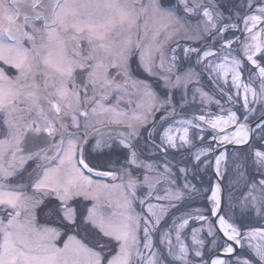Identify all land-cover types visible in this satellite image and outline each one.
Segmentation results:
<instances>
[{
	"label": "snow or ice",
	"instance_id": "snow-or-ice-1",
	"mask_svg": "<svg viewBox=\"0 0 264 264\" xmlns=\"http://www.w3.org/2000/svg\"><path fill=\"white\" fill-rule=\"evenodd\" d=\"M244 9L0 0V64L16 71L0 67V264H264V228L231 218L221 183L209 185L206 209L187 204L204 193L189 177L211 170L223 180L229 156L216 148L235 145L234 170L250 158L257 174L240 206L264 216V0ZM134 58L163 94L133 75ZM200 66L227 86L230 107L199 86ZM189 85L218 113L177 116L173 96L183 100ZM39 134L45 146L30 151ZM114 149L122 156L97 162ZM180 149L188 162L173 165L168 154ZM30 159L37 166L21 179ZM42 211L62 227L41 223ZM245 242L249 255H236Z\"/></svg>",
	"mask_w": 264,
	"mask_h": 264
},
{
	"label": "rangeland",
	"instance_id": "rangeland-1",
	"mask_svg": "<svg viewBox=\"0 0 264 264\" xmlns=\"http://www.w3.org/2000/svg\"><path fill=\"white\" fill-rule=\"evenodd\" d=\"M218 4L220 7V10L225 14V16H229L231 14H234L237 10H242L246 11L244 9V0H218ZM181 43H184L183 41ZM138 64V63H137ZM202 66L197 68V71H201ZM139 71H143L140 67L138 69ZM138 75V74H137ZM142 80H145L149 84L152 85L153 88L158 93L163 94V89L161 88V82L153 79L152 77L148 76L146 73L144 74V77L142 78L141 76H136ZM215 86H214V85ZM220 84L219 81H215L213 75L208 71V70H203L201 71L200 74V87L207 93H209L211 96H213L215 99L220 100L221 104L224 105L225 108L230 107V105L227 103L224 95L220 91V87L218 86ZM224 87V91L227 92V86H222ZM189 93L187 96H185L182 100L181 98V93L176 92L175 95L173 96V103L177 105V116H187L191 118L193 115H199L201 112H204L205 114L207 112H212L213 114L218 113V108L215 104L207 105V104H202L201 100L199 98V93L196 92L195 90V85H189ZM230 95V93H229ZM193 96H195V100L193 101ZM184 104L185 107L181 109L179 106L181 104ZM159 116V114H157ZM145 132L147 129L144 130ZM210 135L211 133L209 132L208 135H205V140L210 141ZM93 143L94 141H90ZM143 142V140H142ZM111 154L114 152L116 154V158L122 156V153H120L119 149H116V151L111 150L109 151ZM179 152L177 154L176 159L171 157L170 154H168V158L172 160L173 165H176L177 163H184L186 164L188 162L187 160V155H186V149H180L179 151H170L169 153H175ZM181 152V153H180ZM184 152V154H182ZM236 152V149H232L229 151V163L227 166V171L225 172V177H224V184L226 188V196H225V210L230 212L231 218L237 223V222H246L245 224L249 226V223L251 224L250 227H260L264 228V216H261L257 214L255 211L252 209H242L240 206V201L242 199V193L245 191V180H250L253 176L257 175L255 171L252 168L251 165V159L249 158L245 169H240L239 171L234 170V162L232 161V156L233 153ZM150 159H155L156 157H152L151 153L147 154ZM180 155V156H179ZM109 156H101V160L107 161ZM209 171V170H208ZM243 171L244 175L241 176L240 172ZM180 175V174H178ZM189 179L193 184H196L198 187L203 185L204 188V193L197 195L194 199L187 201V204L191 206V208H207L209 206V201L204 199V195H207V189L209 185H213V178L211 173H204L202 172L201 174L197 175L194 179L190 176ZM184 180L182 175H180V179L178 181V184H183ZM214 186V185H213ZM184 205H181V208H183ZM83 208V206L81 207ZM139 210V209H138ZM172 213H176L177 215L180 214V212L177 209H172L171 212L169 213V220L168 222L170 223V218L172 216ZM260 221V225H256L255 222ZM253 224V225H252ZM200 225L192 221L189 225V228L192 227H199ZM248 230V228L246 229ZM245 230V231H246ZM187 231V230H186ZM80 235H84L83 232L80 233ZM211 239V238H209ZM246 250V254H249L248 248H247V242H245L244 247ZM241 247L240 251L243 249ZM239 251V252H240ZM238 252V253H239ZM237 253V254H238Z\"/></svg>",
	"mask_w": 264,
	"mask_h": 264
},
{
	"label": "flooded vegetation",
	"instance_id": "flooded-vegetation-1",
	"mask_svg": "<svg viewBox=\"0 0 264 264\" xmlns=\"http://www.w3.org/2000/svg\"><path fill=\"white\" fill-rule=\"evenodd\" d=\"M0 67H4V69H5V71L7 72V74L9 75V76H14V75H16V71H15V69H12L11 67H8V66H5V65H2V64H0ZM139 69V66H138V64H137V60L134 58L133 60H132V62H131V71H132V73H133V75L134 76H141L142 78L144 77V72L143 71H139L138 70ZM138 74V75H137ZM76 80H77V83L79 84V85H81V86H84V85H87V76H86V74H84L83 72H79V74L77 75V77H76ZM89 90H90V88H89ZM121 106L122 107H129V106H127V105H125V104H121ZM46 136V134H39V135H37L36 137H35V141L34 142H32V143H29L28 145H27V147H28V149L30 150V151H39L41 148H43L44 146H45V142H44V137ZM158 142V141H157ZM92 143L90 142V145H91ZM114 151H116V149H114ZM94 156H95V153L93 154ZM102 156V155H101ZM101 156H97L96 157V160H97V162H103L102 160H101ZM105 162V161H104ZM37 163H38V161H36V160H29L24 166H23V168H24V172H23V175H22V177H20L21 179H27L28 178V176H29V174L33 171V169H35L36 168V166H37ZM83 205H81V207H82ZM82 209V208H81ZM40 222L41 223H48V224H55V225H57V226H60V227H62V225H59V221L58 220H56V219H54V218H52V219H50V218H48V217H46L45 215H44V213H43V211L40 213ZM62 239H63V237H62Z\"/></svg>",
	"mask_w": 264,
	"mask_h": 264
},
{
	"label": "water",
	"instance_id": "water-1",
	"mask_svg": "<svg viewBox=\"0 0 264 264\" xmlns=\"http://www.w3.org/2000/svg\"><path fill=\"white\" fill-rule=\"evenodd\" d=\"M215 86V85H214ZM238 147H240V146H235V145H227V146H224V147H217L216 148V152H215V154H219V152H221L223 149H225V150H227V149H237ZM214 174V173H213ZM213 177H214V181H215V183L216 182H219V183H221L222 184V187H223V192H222V199H223V204L225 205V200H224V190H225V187H224V184H223V180H220V178L219 177H216L215 175H213ZM221 235V237H222V234H220ZM235 248H236V253L235 254H237L239 251H240V249H241V246L240 245H235ZM213 258H215V256H213ZM221 258H223V256H222V254H221Z\"/></svg>",
	"mask_w": 264,
	"mask_h": 264
},
{
	"label": "trees",
	"instance_id": "trees-1",
	"mask_svg": "<svg viewBox=\"0 0 264 264\" xmlns=\"http://www.w3.org/2000/svg\"><path fill=\"white\" fill-rule=\"evenodd\" d=\"M181 153V152H180ZM170 155H171V157H173L174 159H176V157H178V156H176L177 154H179V152H175V153H169ZM182 154H184V152H182ZM112 155L113 156H116V154H114V152L112 153ZM180 156V155H179ZM246 222H237V224L238 225H244V226H248V225H246L245 224ZM260 221H256L255 222V224L258 226V225H260ZM253 225V224H252ZM249 226H251V224L249 223ZM247 229V227L244 229V230H246ZM246 249L245 248H243L238 254H236V255H240V256H248L249 254H246V251H245Z\"/></svg>",
	"mask_w": 264,
	"mask_h": 264
},
{
	"label": "bare ground",
	"instance_id": "bare-ground-1",
	"mask_svg": "<svg viewBox=\"0 0 264 264\" xmlns=\"http://www.w3.org/2000/svg\"><path fill=\"white\" fill-rule=\"evenodd\" d=\"M214 85V84H213ZM222 147H224V146H222ZM230 150H232V149H227V150H225V149H223L221 152H219V154H222V153H224V152H227V154L229 153V151ZM229 155V154H228ZM108 156H110L113 160H116L117 158L115 157V156H113L110 152H109V155ZM207 173H211V175H212V178H213V185H215L216 183H215V181H214V177H213V171H211V170H209V171H207ZM223 184H224V179H223ZM224 187H225V184H224ZM225 196H226V188H225V190H224V200H225ZM226 203V202H225ZM225 206V205H224Z\"/></svg>",
	"mask_w": 264,
	"mask_h": 264
}]
</instances>
